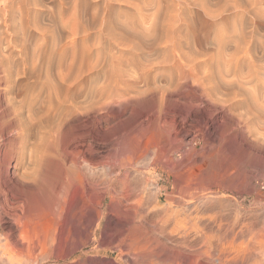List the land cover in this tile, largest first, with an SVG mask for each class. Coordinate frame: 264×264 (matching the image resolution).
Returning a JSON list of instances; mask_svg holds the SVG:
<instances>
[{
	"label": "rangeland",
	"instance_id": "374dc122",
	"mask_svg": "<svg viewBox=\"0 0 264 264\" xmlns=\"http://www.w3.org/2000/svg\"><path fill=\"white\" fill-rule=\"evenodd\" d=\"M133 1L136 6L139 3V6H142V3L150 0ZM160 1L167 5L176 2L177 5L182 0ZM196 1L198 2V0ZM199 1L198 3L201 5L204 3L212 9H217L218 6L216 5L225 6L235 3L244 5L249 3V0ZM255 4L264 11V0H255ZM135 5L119 2L118 0H0V70H3L5 63L13 55L15 60L17 58L19 59L18 61L20 59L23 60V55L20 49L15 46L16 42L12 37L16 29L20 28V25L18 28L17 25L13 27V23H11L13 20L7 17V13L14 8V18L17 21L23 20L24 30L26 34L28 33L26 44L30 48L28 49V55H25L26 60L21 65V68H25L28 74L25 77L28 78L34 75L36 77H44L40 78L44 82L40 81L41 85L42 83L44 85V90L47 92L49 89L54 92L57 90V92L59 91L58 93H62L61 96L63 97L72 96L76 91H79L84 96L90 90L99 96L105 88L107 90L104 91L105 105L103 104V107L101 106V108L93 111L88 117L81 113L76 114L73 112L71 114L70 111L74 109L71 102L63 104V120L58 118L59 120L57 119L56 121L57 126L54 125L55 128L52 124V128L44 125V130L40 125L36 129L34 127H38L37 124L39 123L38 121L37 123L33 121L28 123L26 130L24 128L22 131L20 130V133H15L13 128V130H3L2 125H0V242L2 243L0 245L9 247L11 258L30 260L26 238L28 239L29 232L32 230L40 229L39 231L42 234L44 232L43 236L48 237L49 243H51V239L57 240V238L60 239V237L66 235L67 232L65 233V231L67 229L71 230L75 236H80L86 227L85 222H83L81 227L78 226L77 220L81 217L80 214H86L91 217L92 213L89 206L95 209L99 198L105 193L107 199L102 209L105 212V219L95 234L94 242L92 241L91 245L86 244L80 250L79 248L74 249L66 258L62 257L63 260L58 258L60 255L57 254L59 251L57 249L53 254L54 257L48 259V262H51V264H158L159 262V264H162L158 260L156 262V259L149 253V249L146 252L147 254H145L140 249L143 246L139 248V244L142 245V243L139 242L137 244L136 241L126 239V236L129 235L126 230L134 222L135 217L133 216H140L137 220L140 219L139 222L150 231L151 236L161 243L166 250V254H169L173 249L179 251L181 247H185L187 243L185 244L184 240L186 238L191 240L195 238L196 227L204 230L203 221L205 222L209 216L217 214L219 211L218 207L208 211L204 207L205 205L199 203H196V206L194 204L189 207L185 206V204L179 203V205L174 202L178 197L186 195L190 191L189 184L194 186L196 182L204 184L208 192H212L215 195H211V197L218 198L219 195V198L223 200H232L225 211L228 216L232 217L240 214L244 217L252 218L255 215H264V191L259 189L257 183L264 176V160L262 162L258 161V153L248 150L247 147L245 149L237 147L238 149H236V145L233 144L235 133L229 125L224 123V120H221L222 125L217 130L219 132L216 131L217 134L214 133L210 138L205 137L202 132L193 128L191 120L184 121V116L181 114V109L183 110V108L172 102V105L177 110L163 112L162 119V125L164 120V125L167 124L169 128L165 129V131L163 128L158 130V127L153 125V117L158 115V107L160 106V102L157 99L156 101L154 100L155 97L147 95L139 98L134 92L124 95L126 97L111 95L117 89L113 82L118 75V67L116 66L123 59L129 58L130 54L127 51L123 53L121 47L112 44L113 42L106 37V26L113 23V21L116 26L118 23H125L127 20H130L129 22L131 23L135 20V17L139 18L141 13L139 14L138 11L137 14L136 10L133 11L131 9V7L135 8ZM261 21H264V14L261 16ZM82 25H87L88 31L90 30L89 32L87 31L90 34L87 44L84 43L82 38L72 36L70 34L71 30L69 31L73 26ZM39 28L47 30V46L43 44L44 37ZM100 40L101 43L99 45L96 44ZM109 42L110 45H108ZM106 43L109 46L107 49V46L105 47ZM83 44H89L92 50L86 53L85 58H82L83 49L86 46ZM97 45L98 47L104 45L103 47L105 48L103 49L104 51L102 50L103 54L101 55L100 64H98L100 61H98ZM109 48L112 53H110ZM14 59L12 58V60ZM80 59L82 62L84 59L86 61L82 63ZM73 68L77 69L74 72L78 71L81 74V77L78 74L80 84L74 88L70 87L71 85L64 84L61 78L62 75L70 74ZM61 73L63 74L61 75ZM46 74L50 75V77H46ZM25 77L24 80L26 82L27 78ZM32 80L30 79L28 82L32 84L35 79ZM48 83H51V85ZM57 83L59 86L56 85ZM52 86H55L56 89H53ZM47 92H44V95ZM2 96L4 97V95ZM5 97H9V95H5ZM152 98L154 101H152ZM81 101H84V97L79 99V102ZM188 106L186 109L190 108ZM146 107L149 108L147 109ZM84 120L88 121L86 128L83 127ZM45 121L43 123L47 124ZM57 123L60 124L58 125ZM32 126L33 128H31ZM27 129L29 130L27 131ZM52 129L55 130L53 131ZM99 130L102 131V136H99ZM151 134L157 137L159 150L156 149V151H160L158 152V156L160 155L158 161L152 164V159L155 157L152 154L151 157L149 156L150 158L139 159L135 163L138 170L136 168H122V157L115 155V147L127 149L128 146H136L139 143L141 144L143 140H148ZM193 143L197 152L193 154L194 156L188 157V155L184 154L185 149L194 146ZM262 147L264 148V146ZM75 161L77 162L79 173L78 170H75L77 172L69 171L72 167V162ZM146 173H149V176H146ZM82 177L83 180L85 178V181L87 179V184L90 183V189L95 188L91 190L93 194L88 197H85L87 195L81 190L79 181L82 180ZM69 181L73 183L67 189ZM193 181H196L194 182L195 184ZM207 183L210 187H207L209 186L206 185ZM129 185L131 188H129ZM135 187L138 188L136 189ZM96 189L97 192L94 194ZM151 193H153L154 197ZM84 200L86 201L84 202ZM84 203H86L88 210L82 208ZM238 203H241L242 206ZM56 208L58 209L57 211ZM44 210L45 212L49 210L52 218H54V222L51 224L52 228L48 225L41 227L42 224L39 222L41 221L40 214ZM70 217L74 221L69 222ZM108 217L113 218L115 225L113 224L110 236L106 238V242L102 245L101 240L105 234V224L107 219H109ZM198 221L200 224H198ZM27 222L29 223L28 225ZM35 222L37 225L39 222L38 226L40 227L36 226ZM125 222H130L127 228L122 225ZM193 224H195V227ZM20 230L21 234L23 233L24 235L20 234ZM190 235L193 237L191 238ZM163 264H166V262Z\"/></svg>",
	"mask_w": 264,
	"mask_h": 264
},
{
	"label": "bare ground",
	"instance_id": "6f19581e",
	"mask_svg": "<svg viewBox=\"0 0 264 264\" xmlns=\"http://www.w3.org/2000/svg\"><path fill=\"white\" fill-rule=\"evenodd\" d=\"M118 1L135 5L133 0ZM169 2L171 3V1ZM198 2L200 1L198 0ZM198 2L196 0H182L177 5L176 2L167 5L163 4L160 0H150L146 3H142V6H139V3L138 6L135 5V8L131 7L133 11H137V14L138 11L139 14L141 13L139 15L140 17H137L138 19L135 17L133 22L130 23V20H127L128 22L118 23V25L115 26L113 21V23L106 26V37L113 42L112 44L121 47L123 53L124 51H127L130 54L129 58H126V60L123 59L122 61L120 60L121 58H119L122 62L120 64L118 63V66H116L118 67V73L116 72L118 75L117 78L115 77L114 81L112 80L117 89L116 92H112L111 95L115 97H126L124 95H129V93L132 94V92H134L139 98L147 95H151L153 98L155 97L154 100L156 101L157 99L160 102L158 115L153 117V125L157 126L158 130L159 128L160 130L163 128L165 131V129L169 128L167 124L164 125V120L162 125V119L163 112H170L176 109L175 106L172 105V102L173 104L177 103L183 108V110L181 109V114L184 116V121L191 120L193 128L198 129L205 137L210 138L213 136L222 125L221 120H224V123L229 125L231 130L235 133L233 144L236 145V149H238L237 147L242 149L247 147L250 151H256L258 153V161L262 162L264 160V148L262 147L264 146V21H261V16L264 14V11L255 4V0H249V3L244 5H238L239 3L236 4L235 2L233 5H216L218 6L217 9H212L209 6L207 7L204 3L205 6L203 4L202 6ZM7 17L10 20H13V22H11L13 23V27L17 25L18 28L20 25V28L16 29L12 37L15 39V46L20 49V52L23 55V60L20 59L21 62L18 61V58L15 60L13 57L14 55L12 56L14 60H12L9 56L10 58L8 59V62L5 63V67L3 70L1 69L2 71L0 70V125H2L3 130L13 128L15 133H20V130L22 131L24 128L26 130V128H28V123L33 121H36V123L38 121L39 123L37 124L38 127H34L36 129L39 128L40 125L44 130V125L48 128H52L56 125L58 118L63 120L62 115H64V111H62V107L66 102H71L74 108L73 111H70L71 114L73 112L76 114L81 113L85 117H88L93 111L105 105L104 91H107L106 88L104 91L102 90L103 92L99 96L94 93V91L90 90L84 96L81 95L79 91H76L72 96L68 95L63 97L61 96L62 93H58L59 91L57 92V90L55 92L50 91V86L47 87V89H49L48 92L44 90V82L40 79L44 77H36L34 74L33 75L36 78L34 76L28 78L25 77L26 75L28 76V74L25 68H21V65L23 64V61L26 60L25 55H28V49L30 48H28L29 45L26 44L28 33L26 34L24 30L23 20L21 19L17 21V19L14 18V8L7 13ZM127 23H130L131 25ZM86 26H73L69 31L71 30L70 34L72 36L75 38H82L84 43L87 44L90 34L87 33L88 26ZM10 27L12 26L10 25ZM27 29L29 30V28ZM39 31L42 32L44 37L43 44L47 46V30L39 28ZM100 43L101 40L96 44L99 45ZM108 45H110V42ZM108 45L106 43V49L109 47ZM103 46H100L97 49L99 56L98 61L102 58V50L105 49ZM41 47L40 49L43 48ZM111 49H113V47ZM111 49L109 48L110 51ZM83 50L82 58L86 57L85 55L87 52L92 51L89 44L86 45ZM110 53H112V51ZM125 56L127 55L125 54ZM84 61L86 60L84 59ZM84 61L81 62L84 63ZM100 63L101 61L98 64ZM75 70L77 69H71L70 74L66 76L61 73L63 76H61L63 80L62 82L68 86L71 85L70 87L73 88L80 84L81 77V74L78 73V71L74 72ZM46 75V77H50V75ZM24 77L27 78L26 82ZM30 79H35L32 84L28 82ZM41 80L43 86L41 85ZM51 83L48 84L51 85ZM56 85L59 86L58 83ZM54 87L53 89H56V87ZM44 92L47 93L44 95ZM60 92L62 91L60 90ZM2 95H4V97ZM5 95H9V97H5ZM83 97L84 101L79 102V99ZM153 98L152 101H154ZM153 106L155 105L153 104ZM187 106L190 108L186 109ZM156 107L154 108L158 109ZM226 120L229 123H227ZM43 121L47 122V124L43 123ZM83 123V127L86 128L88 121L84 120ZM57 124L59 125L60 123ZM31 128H33V126ZM100 129L102 130V128ZM28 130L29 129H27V131ZM101 130H99V136H102L103 134ZM23 135L25 134L23 133ZM142 142L136 146H128L127 149L115 147V155L122 157V168L127 167V169H135V163L139 159H146L149 156L151 157L152 154L155 155L152 159V164H155L154 162L158 161L160 156H158V152L160 151H156V149H158L156 135L151 134V137L148 140H143ZM196 152L194 144V146L189 149H185L184 154L190 157ZM71 165L72 167L69 171L72 170L73 172H77L75 170H78L79 173L77 162H72ZM136 170L138 169L136 168ZM146 176H149V173H146ZM83 177L79 182L82 188L81 190L87 195L85 197H88L93 194L91 193L93 188H89L90 183H86L87 179L85 181V178L88 177L86 176L84 180ZM203 179L205 180V178ZM194 182L196 181H193V183ZM72 183L73 182L69 181L67 184L68 188H66L69 189ZM206 185L209 184L207 183ZM207 187H210V185ZM129 188H131L130 185ZM189 188L190 191H188L186 195H181L174 202L183 205L185 204V206L189 207L194 204L196 206V203H199L205 205L204 207L207 208L208 211L214 210L216 207H218L219 211L217 214L209 216L205 222L203 221L204 230H200L198 227H196V229L194 228L196 230L195 238L193 240L186 238L184 240V243H187L185 247H181L179 251L172 248L173 250L169 252V254H166V250L161 243L151 236L150 231L139 222L140 219L137 220L140 216H133L135 219L133 220L134 222L131 223V227L126 230L129 233V235L126 236V239L128 238V240L136 241L137 244L139 242L142 243V245L139 244V248L143 246L140 249L145 254L149 251V253L156 259V262L158 260L162 264L165 262L166 264L167 262L168 264H264V215H255V217L253 216L252 218H248L247 216L244 217L240 214H236L232 217L228 216L225 211L230 206V203L232 202L231 199L223 200L222 198H219V195L218 198L211 197V195H215H213L212 192H208L207 188H205L202 183L199 184L196 182L194 186L189 184ZM95 192H97V189L94 191V194ZM152 192L154 193V191ZM153 193H151L152 196ZM60 198L62 197L60 196ZM106 199L107 196L105 193L104 195H101L97 204L94 203L96 204L95 209L89 206L92 213L91 217L86 214H80L81 217L77 220L78 226L81 227L83 222L86 223V227L83 232H81L80 236H75L71 230L67 229L65 231V233L67 232L66 235H63L60 239L57 238V240L51 239V243H49L48 237L43 236L44 232L42 234L39 231L40 229L32 230L29 232L30 234L27 233L29 234V237L28 239L26 238V244H28L27 251L29 252L30 260L28 261L27 258V261L21 258H11L9 247L6 245H0V264H51V262H48L47 260L54 257L53 254L57 249H59V253L57 252V254L60 255L58 258L61 259L62 257L66 258L74 249L79 248L80 250V248L86 244H90L92 241L94 242V238L96 237L95 234L98 232V229H100L102 222L105 219V212L102 211V209L105 206ZM85 201L86 200H84V202ZM86 203H84L82 207L85 210L87 209ZM241 203L238 204L242 206ZM200 207H202V205H200ZM57 210L58 209L56 208V211ZM40 215L41 221L39 222L42 224L41 227L45 225L50 227L51 224H53L54 218H52L49 210L47 212L44 210ZM71 217L69 218V222L74 221ZM108 218L109 219H107L105 224V234L101 240L102 245L106 242V238L110 236V231H112L113 224L115 223L113 218ZM28 224L29 223L27 222V225ZM198 224H200V222ZM38 225L36 224V226ZM122 225L127 228L128 225H130V222H125ZM193 225L195 227V224ZM192 231L194 232V230ZM190 236L191 238L193 237L192 235ZM22 237L24 238V236ZM0 244L2 243L0 242Z\"/></svg>",
	"mask_w": 264,
	"mask_h": 264
},
{
	"label": "built area",
	"instance_id": "2783aa9c",
	"mask_svg": "<svg viewBox=\"0 0 264 264\" xmlns=\"http://www.w3.org/2000/svg\"><path fill=\"white\" fill-rule=\"evenodd\" d=\"M258 186L261 191H264V176L258 180Z\"/></svg>",
	"mask_w": 264,
	"mask_h": 264
}]
</instances>
